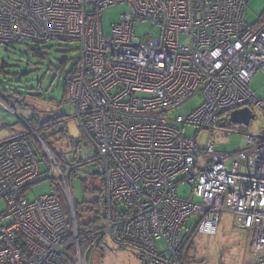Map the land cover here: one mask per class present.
I'll return each mask as SVG.
<instances>
[{
  "label": "built area",
  "instance_id": "1",
  "mask_svg": "<svg viewBox=\"0 0 264 264\" xmlns=\"http://www.w3.org/2000/svg\"><path fill=\"white\" fill-rule=\"evenodd\" d=\"M250 1L0 0V48L78 45L68 98L95 150L86 164L96 163L105 180L107 207L104 223L81 236L74 168L47 149L42 179L27 136L0 142V264H87L107 238L144 264H188V239L216 236L224 212L249 233L250 264H264V135L248 134L234 155L219 153L216 141L231 113H264L249 87L264 73V22L248 26ZM122 5L129 12L106 36V12ZM140 23L156 32L138 38ZM197 97L193 113L174 115ZM179 126L196 128L194 139ZM204 131L214 135L201 147ZM43 180L51 192L31 201L29 189ZM181 184L191 187L189 199L179 196Z\"/></svg>",
  "mask_w": 264,
  "mask_h": 264
},
{
  "label": "rangeland",
  "instance_id": "2",
  "mask_svg": "<svg viewBox=\"0 0 264 264\" xmlns=\"http://www.w3.org/2000/svg\"><path fill=\"white\" fill-rule=\"evenodd\" d=\"M127 5L117 6L106 12L103 30L111 35L112 26L120 21L123 14L129 12ZM264 16V0H251L246 14V23L253 27ZM156 30L149 23L135 26V34L143 39ZM187 38H182V43ZM29 44L0 48V142L27 136L40 162L42 179L49 175L47 149L57 160L64 156L74 168L70 189L76 209L79 225H87L94 220V203L102 191H105L103 179L97 174V164H86L94 154V148L85 139L75 117L74 108L65 94L67 76L75 72L78 66L79 52L76 43H50L42 46L45 57L36 56ZM4 68H2V66ZM250 89L264 101V73L258 72L250 83ZM6 101V102H5ZM197 97L182 108L175 116L190 115L202 104ZM255 120L249 128L228 125L216 135L218 152L234 155L246 144V136L264 135V113L254 109ZM223 121H228V117ZM184 136L194 139L197 129L179 126ZM35 132V133H34ZM212 131H204L199 137L203 147ZM79 142L81 165H75L76 154L72 142ZM73 162V163H72ZM52 181L43 180L29 189L27 197L35 201L52 190ZM179 196L189 199L191 187L181 184ZM198 201V200H197ZM68 223L71 213L66 202L63 203ZM78 217V218H77ZM89 232V230L87 231ZM192 248L187 252L189 264H250L252 256L249 251L250 235L235 227L234 216L224 212L216 236L196 234ZM84 245V244H83ZM163 249L164 242H159ZM83 246V250H84ZM87 264H144L131 250L119 248L109 238L102 242L101 248L91 254Z\"/></svg>",
  "mask_w": 264,
  "mask_h": 264
},
{
  "label": "trees",
  "instance_id": "3",
  "mask_svg": "<svg viewBox=\"0 0 264 264\" xmlns=\"http://www.w3.org/2000/svg\"><path fill=\"white\" fill-rule=\"evenodd\" d=\"M263 22H264V16L261 17V21L258 24L263 23ZM23 44H29V43H23ZM19 45H22V44H19ZM28 46H29V48H31L30 50H33L35 52L36 56H38V57H45L46 56V54L42 52V46H44V45L29 44ZM9 47H11V46H9ZM9 47H6V48H9ZM4 66L5 65H3L2 68H4ZM76 71H77V68H76L75 72H73L71 75H74L76 73ZM71 75L67 76V80H68V77L71 76ZM67 80H66L65 94L68 96ZM77 143H79V142L73 141L71 144L75 148V154H76L75 163H77L75 165L80 166L81 165V161H80V159H81L80 145L77 144ZM59 159L62 162L67 163V164L70 165V163L67 162V160H66V158L64 156H62V155L59 156ZM72 174H73V172H72ZM103 182H104V186H105V180L104 179H103ZM52 186H53V184H52ZM106 211H107V207H106V191H102V194L99 196L97 201L94 203V209L92 211L94 213V220L92 222H90L89 224H87V225H83L82 227L79 225V222H78L80 235L84 236V235H86L88 233L87 232L88 230L92 231L93 229L98 228L101 224H103L105 219H106ZM75 212H76V209H75ZM76 216H77V214H76ZM196 234L197 233H194L188 239L184 249L181 252L182 261H184V262H186L188 264H189V262H188L187 252H189V250L192 248V245H193V242H194L193 240H194ZM90 240H93V238L90 239ZM86 245H87V243H84L83 246L86 248L87 247ZM72 251L73 250H71V252Z\"/></svg>",
  "mask_w": 264,
  "mask_h": 264
},
{
  "label": "water",
  "instance_id": "4",
  "mask_svg": "<svg viewBox=\"0 0 264 264\" xmlns=\"http://www.w3.org/2000/svg\"><path fill=\"white\" fill-rule=\"evenodd\" d=\"M253 120H255L254 112L249 108H245L231 113L229 115L228 124L249 128ZM226 126L227 123L222 124L221 128L225 129Z\"/></svg>",
  "mask_w": 264,
  "mask_h": 264
},
{
  "label": "crops",
  "instance_id": "5",
  "mask_svg": "<svg viewBox=\"0 0 264 264\" xmlns=\"http://www.w3.org/2000/svg\"><path fill=\"white\" fill-rule=\"evenodd\" d=\"M231 125V124H230ZM99 250H97L96 252H98ZM96 252L92 253V254H95Z\"/></svg>",
  "mask_w": 264,
  "mask_h": 264
}]
</instances>
